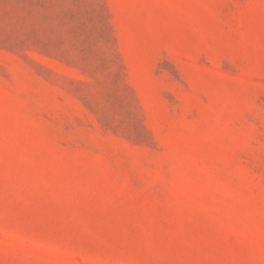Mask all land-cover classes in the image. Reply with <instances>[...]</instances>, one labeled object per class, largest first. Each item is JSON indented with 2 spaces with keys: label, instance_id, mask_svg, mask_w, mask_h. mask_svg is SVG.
<instances>
[{
  "label": "rangeland",
  "instance_id": "rangeland-1",
  "mask_svg": "<svg viewBox=\"0 0 264 264\" xmlns=\"http://www.w3.org/2000/svg\"><path fill=\"white\" fill-rule=\"evenodd\" d=\"M0 264H264V0H0Z\"/></svg>",
  "mask_w": 264,
  "mask_h": 264
}]
</instances>
